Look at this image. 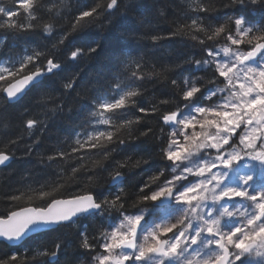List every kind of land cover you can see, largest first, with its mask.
Listing matches in <instances>:
<instances>
[{
	"label": "snow or ice",
	"instance_id": "snow-or-ice-1",
	"mask_svg": "<svg viewBox=\"0 0 264 264\" xmlns=\"http://www.w3.org/2000/svg\"><path fill=\"white\" fill-rule=\"evenodd\" d=\"M0 173V264H264V0L0 4Z\"/></svg>",
	"mask_w": 264,
	"mask_h": 264
},
{
	"label": "trees",
	"instance_id": "trees-1",
	"mask_svg": "<svg viewBox=\"0 0 264 264\" xmlns=\"http://www.w3.org/2000/svg\"><path fill=\"white\" fill-rule=\"evenodd\" d=\"M12 3V0H0V4H3V5H11ZM70 3L71 4H75L76 3V0H70ZM122 26L123 27H127V28H131V29H135L137 28L138 26V21L134 22V21H127V22H122ZM163 27V25H162ZM93 31H95V29H93ZM136 43V42H134ZM150 42L148 41H141L139 42V46L140 47H145L147 45H149ZM172 47V42H169V41H161L160 42V47L157 48L156 50V55L164 58L165 60H171L174 58L173 55L170 54L169 52V49ZM199 74V73H197ZM149 88H151V85L148 86ZM151 96V93L149 92L148 96H146L144 99L147 100L149 99ZM27 100V98H26ZM26 102V101H25ZM55 139L54 135H53V140ZM46 143H47V139H46ZM25 164L26 162L25 161H22V160H14L10 165L9 167L10 168H13V169H16V172L17 174L15 176L12 177L13 180H16L18 178V175H19V172L21 170L24 169L25 167ZM7 170H5L6 172ZM4 175V173H0V176ZM140 176V173L137 172L135 177H132V181L135 182V179L139 178ZM2 207V206H0ZM0 250H6V249H3V245H0Z\"/></svg>",
	"mask_w": 264,
	"mask_h": 264
}]
</instances>
